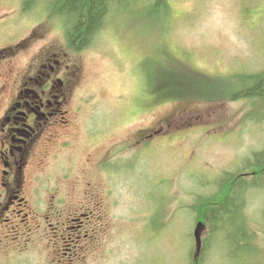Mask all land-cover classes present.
<instances>
[{"label": "rangeland", "instance_id": "374dc122", "mask_svg": "<svg viewBox=\"0 0 264 264\" xmlns=\"http://www.w3.org/2000/svg\"><path fill=\"white\" fill-rule=\"evenodd\" d=\"M23 1L0 0V50L15 48L13 78L41 50L71 75L67 128L37 147L31 172L53 185L70 174L57 196L73 202L81 180L96 183L103 215L87 264H192L213 235L208 222L198 225V209L217 200V181L250 180L251 158L264 150V99L227 95L244 86L239 75L264 70V0H165L157 11L149 0H111L77 49L47 0L26 9ZM190 76L200 77L191 95ZM251 187L236 198L245 236L237 228L231 248L216 235L201 264H264V190ZM34 239L31 260L43 264L47 238L39 231Z\"/></svg>", "mask_w": 264, "mask_h": 264}, {"label": "flooded vegetation", "instance_id": "af4514ba", "mask_svg": "<svg viewBox=\"0 0 264 264\" xmlns=\"http://www.w3.org/2000/svg\"><path fill=\"white\" fill-rule=\"evenodd\" d=\"M13 49L4 54L0 50V264H39L31 260V254L40 249L34 239L39 231L48 241L49 257L43 264H87V247L103 215L102 203L94 196L96 183L81 180V201L73 202L71 196H57L70 174H62L63 182L53 185L35 182L31 172L37 147L47 148L52 134L67 128L64 104L71 75L66 80L65 66L61 67L55 52L45 57L41 50L31 69L13 78L8 58ZM42 194L44 207L38 212Z\"/></svg>", "mask_w": 264, "mask_h": 264}, {"label": "trees", "instance_id": "16d2710c", "mask_svg": "<svg viewBox=\"0 0 264 264\" xmlns=\"http://www.w3.org/2000/svg\"><path fill=\"white\" fill-rule=\"evenodd\" d=\"M35 1L36 0H24L23 8H30ZM109 1L111 0H47L52 9L60 13L61 17L64 19L67 45L73 49L82 47L93 38V35L100 26L102 17L107 13ZM165 4V0H149L148 6L152 7L154 11H157V8L164 7ZM198 78L200 77H195L194 79L190 76V79H188L189 83H187V85L190 90H186V92L189 93V95L200 90L198 85L199 82H196ZM238 78L244 82V86L240 88V90H236V92L234 90L232 93L229 92L227 95L232 97L231 99L237 97H259L264 99V70L251 75L242 73ZM181 79H183V77H181L180 74L174 77V80H176L180 86L182 84ZM203 79L209 81L207 77ZM227 80L226 78L224 79V81ZM192 85L193 87L191 88ZM165 90H167V92L164 94L170 93L173 95L172 93L176 90H180V87H172L171 90L165 88ZM211 91L208 92L211 93ZM215 97L220 99L221 96H219V94L212 95V98ZM251 159H253V161L250 166L254 174L250 180L243 179L242 177L238 178V180H233L229 176L226 179H222V181H217L216 187H218V194L214 196L217 200L214 203L205 204L204 207L202 206L197 211L196 216L198 219L203 220V223L208 222L211 226L213 235L210 240L215 239L217 235L223 243L222 246L226 245L231 247L237 245V242L235 244L234 235L239 229H242V233L238 232L237 234L241 235V238L245 236L244 230L247 220L237 208L239 202L236 203V198H239V196L244 193L245 187L249 188L253 186L257 189L264 190V150L254 153ZM253 187H251V189H254ZM213 227L216 228L213 229ZM237 228L238 230L235 231ZM230 231L234 232L231 236L229 234ZM210 240H208V244L205 242L203 246L201 245L199 247L198 257L196 260L195 258L192 260V264H201V260H203V257L206 255L205 253H207L209 249ZM222 246L220 248H222Z\"/></svg>", "mask_w": 264, "mask_h": 264}, {"label": "water", "instance_id": "95a60500", "mask_svg": "<svg viewBox=\"0 0 264 264\" xmlns=\"http://www.w3.org/2000/svg\"><path fill=\"white\" fill-rule=\"evenodd\" d=\"M199 225V224H198Z\"/></svg>", "mask_w": 264, "mask_h": 264}]
</instances>
